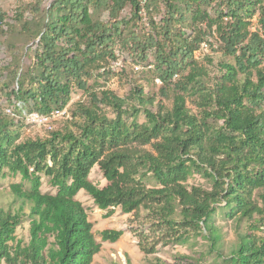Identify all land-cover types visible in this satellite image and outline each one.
<instances>
[{
    "label": "trees",
    "instance_id": "obj_1",
    "mask_svg": "<svg viewBox=\"0 0 264 264\" xmlns=\"http://www.w3.org/2000/svg\"><path fill=\"white\" fill-rule=\"evenodd\" d=\"M41 1L31 6L34 13ZM212 4L214 17L208 11ZM126 5L131 11L125 22L120 14ZM91 8L108 9L107 20L94 19ZM161 9L157 22L152 13ZM45 14L34 31V48H27L30 63L10 71L16 86L9 95L26 112L65 108L72 83L84 89L92 70L116 59V37L125 24L133 27L125 38L130 53L137 63L153 57L161 93L170 90L172 103L166 108L158 102L152 109L155 99L140 85L130 94L137 105L109 89L94 90L86 102L75 104L76 131L63 124L45 137L25 139L17 121L0 113V177L21 179L10 184L20 201L17 210L0 209V264H91L101 244L75 197L80 190L102 210L144 212L165 243L202 239L223 264H264V0H52ZM29 26L25 21L22 28ZM213 26L217 47L233 62H220L210 79L196 53ZM141 110L145 120L139 122ZM94 165L106 180L103 187L88 178ZM41 174L49 177L54 193L40 190ZM194 174L208 186L189 183ZM218 206L226 208L224 215L236 228L225 256L213 222ZM24 207L26 243L15 235ZM242 223L247 228L240 231ZM121 234L99 232L102 241ZM139 247L154 252L140 241ZM203 255L177 253L171 261L154 255L148 264H200Z\"/></svg>",
    "mask_w": 264,
    "mask_h": 264
},
{
    "label": "rangeland",
    "instance_id": "obj_2",
    "mask_svg": "<svg viewBox=\"0 0 264 264\" xmlns=\"http://www.w3.org/2000/svg\"><path fill=\"white\" fill-rule=\"evenodd\" d=\"M52 0H42L39 6V12L34 13L31 6L35 0H0V15H5L0 23V113L5 114L17 121V128L20 132V139L38 138L47 136L51 130H47L41 126L29 125L25 120L24 114L26 109L21 103L17 102L9 95L10 90L16 86L10 75L12 69L18 68L19 71L25 70L31 60L32 52H27V48H34L33 43L36 41L34 31L46 21L45 10ZM130 5H126L121 11L120 18L125 22L130 17ZM208 11L211 16H215V5L212 4ZM22 15L18 19L15 15ZM162 9L152 13L153 19L159 21ZM91 15L94 19L106 21L108 18V9L102 8L93 10ZM189 22L190 15H187ZM30 23L29 29L22 28L23 23ZM257 23L253 21L251 29H256ZM133 27L125 24L122 28L121 35H117L115 42L116 59L110 58L100 63L101 67L95 71L92 70L85 80V88H78L72 83V92L70 101L66 106L69 118H59L53 123V130L68 124L70 128L76 131V124L80 121V114L76 111V102H86L88 93L91 91L109 89L121 97H126L130 104L137 105L136 100L130 97L132 87L134 85L143 86L144 91L154 97L152 109H157L156 105L161 102L166 108L171 107L172 94L170 90L161 93L160 82L154 73L153 57L147 61L139 62L138 58L130 53L125 38L130 34ZM217 34L215 26L211 29V36L207 38V48H202L197 52L196 58L201 66L205 67L209 77L217 75L218 65L220 62H233L232 58L222 56L219 50ZM211 43V45L209 44ZM112 59V60H111ZM139 65V70H135L133 65ZM264 64V61H263ZM194 97V96H193ZM187 106L193 113H197V108L191 98H187ZM8 110L10 112H8ZM12 113V114H11ZM108 115L110 111L106 110ZM145 120L144 113L137 115V121ZM12 128H15L13 126ZM150 148V146H146ZM42 192L54 193L56 189L50 185L49 177L41 174ZM89 180L99 187L106 184L101 171L97 165H94L88 175ZM19 175H11L6 173L0 177V209L15 211L20 205V201L16 200L10 191V184L20 182ZM189 183L207 185L208 182L194 174L189 177ZM25 188L29 187L27 181L22 182ZM85 212L88 220L92 223V231L98 242L101 244L100 251L94 255L91 264H148L149 260L154 256H158L167 261H171L177 253H187L197 259L201 254L203 258H199L200 264H223L222 259L216 257V252H207L206 241L198 239L196 244L179 245L172 242L165 243L162 238L161 231H156L144 212L124 213L119 207H112L111 212L98 208L92 198L83 190L76 194ZM226 208L218 206L216 213L213 215V222L218 228L221 235L219 245L221 246L223 255L225 256L231 244L236 238V228L234 221L225 217ZM29 217L28 209L24 207L23 216L20 224L16 227L15 235L17 239L26 243L29 238L28 232ZM247 228L245 223L239 227L240 231ZM104 229H114L122 232L120 237L115 241H102L99 232ZM139 241L149 248H153L152 253H144L140 250Z\"/></svg>",
    "mask_w": 264,
    "mask_h": 264
},
{
    "label": "built area",
    "instance_id": "obj_3",
    "mask_svg": "<svg viewBox=\"0 0 264 264\" xmlns=\"http://www.w3.org/2000/svg\"><path fill=\"white\" fill-rule=\"evenodd\" d=\"M202 48H207L204 42L201 43V49ZM8 112L10 111L8 110ZM24 117L29 125L41 126L47 130H51L54 126L53 121L59 118L67 119L69 118V115L67 114V109L65 107L63 109H52L47 114H40L35 111L27 112L24 114Z\"/></svg>",
    "mask_w": 264,
    "mask_h": 264
}]
</instances>
